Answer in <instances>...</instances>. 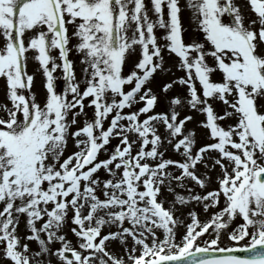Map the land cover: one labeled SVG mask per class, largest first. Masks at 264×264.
<instances>
[{
  "label": "snow or ice",
  "instance_id": "obj_1",
  "mask_svg": "<svg viewBox=\"0 0 264 264\" xmlns=\"http://www.w3.org/2000/svg\"><path fill=\"white\" fill-rule=\"evenodd\" d=\"M149 3L0 0V78L10 102L0 105V259L264 264V0H247L254 18L235 0H185L200 34L189 42L180 0ZM29 51L44 78L42 101L27 72ZM165 53L175 56L173 66H165ZM196 128L204 130L200 143ZM69 139L76 150L65 156ZM190 203L202 207L203 221L195 209L180 212ZM210 208L217 211L207 215ZM202 237L210 238L198 243ZM110 240L123 256L107 250Z\"/></svg>",
  "mask_w": 264,
  "mask_h": 264
},
{
  "label": "rangeland",
  "instance_id": "obj_2",
  "mask_svg": "<svg viewBox=\"0 0 264 264\" xmlns=\"http://www.w3.org/2000/svg\"><path fill=\"white\" fill-rule=\"evenodd\" d=\"M145 3L150 8L149 0H145ZM235 3L241 7V10H242L243 14L245 15V17L254 18L255 14L252 13L250 8L247 6V0H235ZM180 4H181V8H182V11L179 14L180 21H181L182 27L184 29H186L183 32L184 41L185 42H189L192 38L199 39L200 38V34L193 30L195 28V25L191 21L190 11L187 10L186 7H185V0H180ZM149 15L152 16V13L149 12ZM165 18H166V8H165ZM68 31H69V34L73 31V26L72 25H68ZM155 34H156V36L158 38V43H161L162 41H160L159 38L163 35V30L157 28L155 30ZM31 35H32L31 32L27 33V36H31ZM128 35L131 36V32H129ZM71 43H76V40L73 39L71 41ZM0 44H2V40H0ZM51 54L53 56H58V51L57 50H53ZM138 54H139V47L137 46L136 53L135 54H131L130 53L128 55L127 60L125 62V70H127L128 68H130L133 65V63L138 58ZM34 55H35V52H33V51H29L28 52L29 59L27 61V72L29 74H34V82L32 84V91H33V93H35L36 100L37 101H42V100H44L45 95H46L45 89L43 88L44 78H43L42 72L39 70L38 62H36V61H34L32 59V57ZM69 59L73 60L74 67H75V72H76V78L78 80L81 79V75H82L81 68H82V65L79 62V59H80L79 56L73 51V52L70 53ZM164 60H165V66L167 67V66H173L174 65V61L176 60V58H175L174 55H169V54L165 53ZM57 63H59V60H57ZM209 63H211V58H209ZM172 70L175 72L176 76L183 75V72L179 71L178 69H175L174 67L172 68ZM54 76H56L58 78L56 80V89H57V91H60L63 82L59 78L62 76V72L59 69H57L56 72L54 73ZM158 77H159V74H158ZM165 79H167V77ZM212 79L213 80H217L218 79V75L214 74ZM173 91H176V89H174ZM170 95H171V93H170ZM3 104H9V106H10V102L6 98L5 80L3 78H0V105H3ZM85 104L87 105V102H85ZM157 110H160V105L157 106ZM84 111L86 113H88L89 117H91L92 112H93V110L91 108L86 106ZM125 111H127V109H125ZM3 115H4L3 112L0 111V116H3ZM200 118L202 119V117H200ZM82 121H83V117H78L77 125H75L74 127L81 126V122ZM194 124H195V121H193L192 123L187 124V128H192ZM105 126H107V124H105ZM203 132H204L203 129L196 128L197 143L201 142L200 138H201V135L203 134ZM117 142H118L117 140H112L110 147L112 145H115ZM75 150H76V148L74 147L73 141L71 139H69L67 150L65 152V156L70 154L72 151H75ZM172 155L173 154L170 151L168 153H166V156H172ZM212 155H215V153H213ZM100 158H104V153L103 152L100 153ZM200 170L203 171V169H200ZM218 171H219V169L217 168L215 171H213L211 173V175L213 177H215L216 173ZM100 174H101V176H103L102 172ZM215 187H217V185L215 183L209 184V188L210 189L211 188H215ZM180 191H181L180 189H178V188L176 189V192H180ZM196 191L199 192L201 190L197 188ZM162 195L164 197H166V199L168 201H171V200L174 199V193H168L166 190L162 191ZM222 205H223V201H222V198H221V206ZM164 206L167 208L170 205H169V203L166 202L164 204ZM191 209H195V211L199 214V219L201 221H203L205 219L206 213L203 211L202 207L197 206L194 203H190V204L187 205V207L181 208L180 212H183L186 215L187 212L189 210H191ZM214 211H217V209L210 208L208 210L207 215H210ZM180 212H178L177 215H179ZM187 222L188 221L185 220V223H187ZM237 222H239V218H237ZM69 226L70 225H65L63 231L67 234L68 239L73 244H76V237H74L72 235V233L69 231ZM107 231H108V229L105 228L104 232H107ZM181 231H182V229H177V237L178 238H179V235H180ZM17 234L21 235V236L26 235L25 225H24V218L23 217L20 218V224H19V227L17 229ZM206 238H210V237L199 238L198 239V243L202 244L203 240L206 239ZM25 242H27L29 244V247H30L31 250H38V245H37V243L35 241H24L23 239L21 240V244H23ZM225 242H226V233L222 234V236H221V244L223 245ZM59 246L60 245L58 243L51 245V247L53 249H55V248H57ZM106 247H107V250L110 253H112V254H114V255H116L118 257L124 255V251H123L121 245L115 240H110L107 243ZM0 255H2V254H0ZM125 259H126V257H125ZM0 264H10V262L7 259H0ZM54 264H55V261H54Z\"/></svg>",
  "mask_w": 264,
  "mask_h": 264
}]
</instances>
